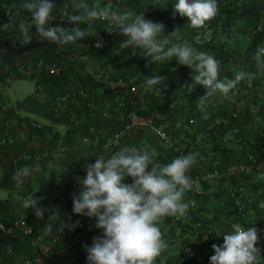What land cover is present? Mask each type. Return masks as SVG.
Masks as SVG:
<instances>
[{"label": "trees", "instance_id": "16d2710c", "mask_svg": "<svg viewBox=\"0 0 264 264\" xmlns=\"http://www.w3.org/2000/svg\"><path fill=\"white\" fill-rule=\"evenodd\" d=\"M4 1H7L8 4H15L20 0ZM60 1L53 0L55 3L54 13L57 11V5ZM160 1L168 5L174 2L173 0H157V7H155L147 0H98L102 7H106L108 4L109 8H119L122 11H133L134 13L145 11L157 18H165L164 25L167 32H164L161 39H169L171 41L169 46L187 43L198 52L212 55L221 64L220 77H218L220 79L225 77L235 79L236 74L241 71L252 73L250 82L254 84V87L249 88L247 92H240L234 96L229 95L231 90L227 95L217 91L201 101L200 97L206 93L207 89L202 85H197L193 89L191 97L187 98L185 89L181 87L180 76L181 74L187 75L192 80V76L196 75L194 66L183 71L184 65H180L176 58L168 62L149 63L151 58H140L138 55L132 54V46H126L109 58L106 68L110 77L121 76L127 84H134L136 89L142 91L143 103H139L135 96L130 95L126 97L125 108H136L142 113H147L146 107L152 110L156 122L162 124L167 132L173 134L179 145L191 139L192 151L200 150L196 147L198 142H195L196 138L200 136L197 140L199 141L200 138L204 140L205 146L201 151L206 153L207 158L204 160L205 172L214 168L225 169L232 164L246 163L248 162L246 159L248 153H252L262 160L260 168L264 171V56H261L259 61L256 58L258 45L264 47V1L256 3L255 0H217L218 13L212 20L206 22L210 29L209 36L200 43L194 40V34L198 29L190 26L188 18L181 17L179 13L175 18L171 17L170 14H172L173 9L169 10L167 7L158 5ZM80 2L81 0H68L70 15L83 11L74 8V4ZM83 2L91 8L97 0H83ZM52 26L58 25L52 24ZM81 26L86 27V25ZM105 27L106 21L100 20L95 21L91 26L92 30H99L97 31L100 36L103 35ZM31 31L30 35L33 39L29 44L8 46L6 51L2 53V58L5 57L8 60L13 56L14 58L15 56L24 57L23 49H27L28 61L34 63L41 59L59 65L61 56L53 53L56 43L43 40L36 33L35 25L32 26ZM104 38L106 42L103 43L102 47L97 48L96 44L90 47V57L95 61H100L109 56L110 51L117 48L125 37L117 34ZM65 61L68 62V65L63 69L60 68L56 72L42 69L38 73L37 82L41 84V88L47 93V97L35 98L29 95L24 99L23 105L38 116L55 123H73L74 119L77 118L81 128L89 122L102 124L110 122L119 125L120 122H116L115 119L97 120L88 116L87 119L83 118L88 110L87 100H93L92 92L97 93L100 88L99 85L103 84L94 81L89 75H83L80 64V66H75L74 61L68 59ZM155 75L167 76L166 82H171L166 89H163L165 93L163 98L154 93L155 87L149 89L146 83L148 78ZM138 79L145 80L146 85L141 88ZM76 86L83 88L90 86L87 96L82 98L77 105L68 103L62 105V109L56 110L57 106H60L57 104L56 95ZM237 87L241 90L246 85L244 81H241ZM3 89L2 76L0 75V98ZM199 102L202 104L201 107H197ZM56 111L58 112L56 113ZM179 115L180 118H177ZM7 120H3L2 123L5 124ZM38 120L42 122L41 119ZM172 127L176 129L173 130ZM20 128H22V134L25 138L19 136ZM179 128L182 130L179 133L182 135L181 137L177 134ZM9 130L16 136L15 141L0 144V186L6 189V195L0 198V221L5 224H9L15 216L25 211L23 206L15 201L14 195L27 193L35 182L33 174L36 171L22 186L17 187L12 179L17 171L24 166L35 167L38 165L40 172L49 173V178L45 179V176L43 178L47 184H58L55 176L60 171L58 170V161L51 159L52 162H49V156L36 160L32 157L26 158L22 154L24 151L36 153L44 149L43 140L47 139V134L51 135L50 140L56 137L57 131L52 129V125L43 123L42 126L35 127L28 124L25 128L19 124L18 126L11 125ZM226 135L230 136L223 139ZM39 137L42 141L37 140ZM225 142H229V144ZM221 149L224 159L215 154V150L220 153ZM159 152L160 150L157 149V158L163 154ZM166 153L167 156L171 157L168 163L177 158V155L170 150ZM209 153L212 157L208 155ZM197 162L192 166L193 172L200 171L197 169ZM225 181L229 183L241 181L243 186L253 192L255 202L260 205L264 204V180L257 176V170L254 168L246 172L225 175L220 180L212 181L211 184L206 183L205 185L203 183L204 188L213 187L211 191H187L185 197L190 196L194 203L189 202L191 209L187 211L185 216L181 217L184 222L163 217L158 226L162 236L166 237L168 246L184 232L193 235L196 230L204 229L205 233L201 230L198 231V237H191L192 239L184 237L181 240L183 249L186 246H191L193 250L197 248L200 255L196 250L195 252L200 258L188 255L184 251L176 254L171 249L168 251L166 248L157 257L156 264L209 263L208 260L215 254L212 244L222 245L223 242L213 243V233L205 236L208 229L206 226L209 220H220V214L217 212H220L224 206L229 208L231 204L228 194L220 187ZM27 213L32 216L35 215L32 210H27ZM198 222L199 225H197ZM25 241L27 239L20 234L5 235L0 232V264H22L23 259L34 257L36 250ZM7 246H11L13 251H6L5 247ZM256 246L260 249V256L257 258L256 264H264V243Z\"/></svg>", "mask_w": 264, "mask_h": 264}, {"label": "clouds", "instance_id": "9594fccd", "mask_svg": "<svg viewBox=\"0 0 264 264\" xmlns=\"http://www.w3.org/2000/svg\"><path fill=\"white\" fill-rule=\"evenodd\" d=\"M21 7L31 14V22L21 21L19 30L23 34L21 44L32 41V26L36 33L50 43L67 45L88 36L98 38L96 47L103 46L102 37L91 26L97 20L110 21L127 37L122 47L133 46L144 50V56L151 57L149 63L169 61L173 58L180 65L195 67L192 76L194 85H188L191 93L197 85L207 91L200 97L203 101L217 91L227 95L241 81H251L252 73L241 71L235 79H220L221 64L212 55L198 52L189 44H171L164 36L165 25L146 19L144 12L122 11L119 8L102 7L98 0L89 8L81 0L75 3L77 14H65L69 29L52 26L56 19L53 0H27ZM179 13L187 17L194 29L203 28L218 13L217 0H177L173 4L172 17ZM81 25H86L82 28ZM264 56V47L256 53L259 61ZM167 76L155 75L147 79L149 89L156 87L163 91L168 87ZM163 82V83H162ZM185 147V146H184ZM186 149V147H185ZM155 154L135 147H123L114 155L97 157L95 163L86 164V177L80 181V190L73 193V213L95 218V228L102 234L92 237V244L82 245L86 252L87 264H155L158 256L168 245L158 226L163 217H183L189 203L184 202V193L192 190L193 182L187 173L196 164V154L174 158L168 164L155 160ZM151 166V170L148 168ZM39 166H24L12 179L17 187L22 186ZM49 174V173H48ZM47 176L45 179L49 178ZM132 182L127 183L126 178ZM43 198L28 197L22 201L23 208L35 214L37 220L44 221L48 231L62 233L64 228L74 229L79 221L66 223L60 220V213L40 205ZM264 207V204L261 205ZM49 212L45 219L44 213ZM58 223H54L55 221ZM234 231L224 234L222 245L212 244L214 255L210 264H256L260 249L256 227L242 228L234 224ZM206 238V237H205Z\"/></svg>", "mask_w": 264, "mask_h": 264}, {"label": "built area", "instance_id": "2783aa9c", "mask_svg": "<svg viewBox=\"0 0 264 264\" xmlns=\"http://www.w3.org/2000/svg\"><path fill=\"white\" fill-rule=\"evenodd\" d=\"M262 1L264 0H255L256 3H261ZM25 2L27 0H20L15 4H8L4 0L0 1V75L2 76L3 86L6 85L5 82L10 77H27L34 81V90L30 94V97L45 98L47 97V93L42 90L41 84L37 82L38 73L42 69L51 72H56L60 68L63 69L68 65V62L65 61V59H68L74 61L75 66H82L81 71L83 75H89L94 81L101 82L103 85H99V87L106 95L113 98L112 103L108 102L99 107H95L87 100L88 110L83 118L87 119L88 116L97 120L115 119L120 124L89 122L85 127L81 128L79 127L77 118L74 119L73 123H55L49 120V123H46V125H52V129L55 132L57 131L55 134L56 137L50 140L51 135L47 134V139L43 140L44 149L36 153L24 151L22 154L26 158L32 157L36 160L44 156H49V162H52L51 159L57 160L59 163L58 170L60 171L55 177L58 184H47L45 180L34 182L27 193L23 195L15 194L14 199L22 205V201L30 196L43 198L40 200V205L45 208L57 210L60 213V220L69 224L79 221L80 224L71 230L65 227L62 233L55 232L54 228L50 232L46 227L41 228L36 220H34V216L29 215L27 209L24 208L25 211L15 216L9 224L0 221V232L5 235L12 233L20 234L36 250V255L23 259L22 264H87V252L82 245L87 244L90 246L92 244V237L102 234V230L95 228V218L74 214L72 211L73 193L79 192L80 180L86 177V164L95 163L97 157L102 156L108 158L120 151L123 147H135L137 149L148 150L155 154V160L161 164H166V160L159 155V158H157V149L160 151L170 150L177 157L187 155V151L182 144L179 145L177 143L173 134L167 132L162 124L156 122L152 110L146 107L147 113H142L136 108H125L127 104L126 97L133 94L141 95L142 97V91L136 89L134 84H127L121 76L115 78L110 77L106 71L107 67L104 64L115 52L125 48L122 45L127 37L120 42L117 48L110 51L109 56L102 58L100 61H95L90 58V47L98 42V38L95 36L86 37L67 45L56 43L53 53L61 56L59 65L50 61H42L41 59L32 63L27 60V49H23L24 57L15 56L14 58L13 56L8 60L5 57L2 58V53L6 51L8 46L23 45L21 44L23 34L19 30V24L21 21L31 22V14L21 7ZM106 7L109 8V5L107 4ZM68 8V0H61L57 5V11L53 13L56 19L51 23L64 27L65 29L73 27L74 25L69 24L66 20L65 14H69ZM143 12L146 19L164 24L165 18H157L156 16L147 14L145 11H139L136 14ZM209 30L207 24L203 28L198 29L194 34L195 42H203L209 36ZM164 32H167L166 28ZM117 34H120L119 28L110 21H106L103 35L99 36L102 37L104 43L106 42L105 36H115ZM260 47L262 46L258 45V48ZM132 54L138 55L140 58H146L144 56V50L137 47L132 46ZM15 67L16 69H14ZM183 67V71L189 69L186 65ZM180 77L182 80L181 87L186 91L188 85L193 84V81L187 75L181 74ZM138 84L141 88L146 85L143 79H138ZM244 84L246 85L245 88L240 90L236 86L235 89L231 90L229 95L234 96L240 92H247L249 88L254 87V84L247 80H244ZM88 89H90V86L86 88L76 86L70 87L61 94H57L56 101L60 106H57L58 108L56 110L62 109V105L64 104H79L80 100L87 96ZM154 93L160 98L165 96V93L158 91L156 87ZM191 95L192 92L188 93L186 91L187 98H190ZM201 106L202 104L199 102L197 107ZM28 124L35 127L43 125L36 117L32 116L26 119L22 127L26 128ZM11 125L14 124L10 120L5 121V124H1L0 144L13 143L15 141L16 136L9 130ZM58 125L62 127L61 130L58 129ZM145 131L152 135V139L147 137ZM131 132H136L137 135L132 138H127ZM140 133L142 134L139 136ZM37 140L42 141L40 137ZM246 159H248L246 163L232 164L225 167V169L214 168L211 171H206L202 179L207 181L220 180L225 175L246 172L254 168L257 170V176L261 180H264V171L260 168L262 166V160L252 153H248ZM148 170H151V166H149ZM41 174L45 177L47 176L46 172ZM125 182L131 183L132 178L127 177ZM220 187L228 194L231 204L229 208L224 206L219 212L220 220H209L206 226L208 229L205 236L213 233V243H224V234L233 232L234 229L232 226L239 224L244 229L256 227L259 237L257 244L264 243V207H261L260 204L255 202L253 192L243 186L241 181L231 183L225 181ZM45 213L47 218L50 213L47 211ZM170 218L171 220H182L181 217ZM182 221L184 222V220ZM58 222L57 220L54 223ZM197 225H199V222ZM200 230L205 233L204 229L201 228L196 230L193 235L184 232L177 236L175 241L167 247V250L169 251L171 249L176 254L186 250L188 255L200 258L191 246H186L183 249L181 244V240L184 237H198L197 234ZM165 238L163 237L164 240ZM5 249L8 252L13 251L11 246H7ZM208 262L210 264V260Z\"/></svg>", "mask_w": 264, "mask_h": 264}, {"label": "crops", "instance_id": "0c3cea01", "mask_svg": "<svg viewBox=\"0 0 264 264\" xmlns=\"http://www.w3.org/2000/svg\"><path fill=\"white\" fill-rule=\"evenodd\" d=\"M147 1H149L150 4H154L155 7H157V0H147ZM173 1L174 2H171V5L163 4L161 1L158 3V5H161L163 7H167L169 10H171V9H173V4L176 3L177 0H173ZM170 16L172 17V14H170ZM97 30H95V31L98 32L99 30L98 31ZM94 44H96V43H94ZM108 62H109V60L104 64L106 67L108 65ZM166 83H167V85H169L171 82H166ZM5 87H7V84L4 86V89H5ZM92 95H93V100H90V102L95 107H99V106H101L103 104H107L108 102L109 103H112V101H113V98L110 97V96H108V95H106L102 91L101 88H99V91L97 93L92 92ZM131 96H135L137 98L136 100L139 103H142L143 99H142L141 95L133 94ZM24 99H22L21 101H18L16 103H14V104H12V105H8L6 103V95L4 93V90L2 91V97L0 98V126L2 124V121L5 120V119L10 120L14 124V126H18L19 124L22 126V124L25 122V120L28 119L31 116L32 117H36L37 119H41L43 123H49L48 120L44 119L41 116H38L36 113H33L29 108L25 107L23 105ZM177 118H180V115ZM175 122H176V120H175ZM61 129H62V127H61ZM61 129H59V130H61ZM172 129L174 130L176 128L175 127H172ZM180 132H182V130L179 128V132H177V134H179ZM19 133H20L19 136L25 138V136L22 134V128H20V132ZM141 134L142 133H140L139 136ZM145 134L147 135L148 138L152 139V135L149 132L145 131ZM136 135H137L136 132H131L130 134H128V137L127 138H132V137H135ZM179 136L181 137L182 135L179 134ZM229 136L230 135H226L225 137H223V139H226ZM199 137L200 136H198L197 138H199ZM197 138L195 140V142H198V145H196V147L200 148V150H198V149H195L194 151L191 150V147H192L191 139H188V141H184V142L181 143L183 146L186 147L187 155L188 154H196V161H198L197 162V169L198 170L200 169V171H198V172H193L192 171V168H191L190 171L187 173V175H189L191 177V180L193 182L192 191H194V192H201V191L202 192H205L206 190L207 191H211V190H213V187H208V188H204L203 187V183L205 185H206V183L211 184L212 181H207V180H203L202 179L203 178V174L205 173V168H206V166H204L205 165L204 160H206L207 158H206V153H203V151H201V149H204L203 146H205V144H203L204 143V140H201V138H200L199 139L200 142H199L197 140ZM207 140L209 141L208 138H207ZM206 143H208V142H206ZM225 143L226 144H229V142H225ZM159 153H163L162 156L166 160V164H168V162L171 159V157L166 155L167 154L166 151H160ZM222 153H223V150L222 149L220 150V153L217 150H215V154L219 158L223 157L222 156L223 155ZM208 155L210 157H212V155L210 153ZM223 159H224V157H223ZM41 173L42 172H40V170H39V171H36L33 174L35 182H39L40 180H43L44 176L42 178V174ZM185 194H187V191L184 193V202H187V203L190 202L191 204H193L194 202H193V200H191L190 196L189 197H185ZM5 195H6V189L4 187L0 186V198H3ZM191 204H190L188 210L191 209ZM44 216H45V219H47L46 218V213H44ZM34 219L36 220V222L38 223V225L41 228H45L46 227V223L44 221L37 220V218L35 217V215H34ZM189 238H191V237H189ZM25 242L27 244H29L27 241H25ZM195 250L200 255V253L198 252L197 248ZM183 251H185V253L187 252L186 250H183Z\"/></svg>", "mask_w": 264, "mask_h": 264}, {"label": "rangeland", "instance_id": "374dc122", "mask_svg": "<svg viewBox=\"0 0 264 264\" xmlns=\"http://www.w3.org/2000/svg\"><path fill=\"white\" fill-rule=\"evenodd\" d=\"M3 90L6 95V103L12 105L32 93L34 81L27 77H10L7 79V87ZM58 128L61 129L59 125ZM217 214H219V211Z\"/></svg>", "mask_w": 264, "mask_h": 264}]
</instances>
